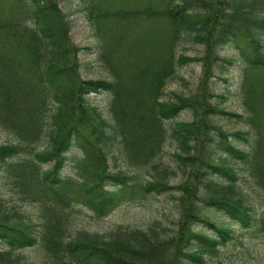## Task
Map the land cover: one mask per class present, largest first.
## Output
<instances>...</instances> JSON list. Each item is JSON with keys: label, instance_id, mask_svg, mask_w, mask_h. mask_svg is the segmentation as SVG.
Listing matches in <instances>:
<instances>
[{"label": "trees", "instance_id": "16d2710c", "mask_svg": "<svg viewBox=\"0 0 264 264\" xmlns=\"http://www.w3.org/2000/svg\"><path fill=\"white\" fill-rule=\"evenodd\" d=\"M98 14L100 60L113 80L82 78L78 55L83 49L72 40L60 0L0 2V125L19 138L16 144L0 146V170L18 156L21 142H39L47 129L50 148L35 157L50 167L38 172L35 162L27 161L21 169L24 182L36 190L41 201L49 191L64 202L57 188L65 187L72 190L73 200L104 217L116 208L125 191L172 193L181 220L177 233L164 241L140 233L143 238L137 243L122 239L107 242L82 233L65 242L59 236L58 211L49 210L51 217L42 239L51 237V247L75 264H205V255L219 253L234 232L202 215L201 205L214 208L243 229L256 228L264 235V216L258 218L245 200L235 198L239 177L228 163L253 162L251 174L264 189V0H168L163 10L151 6L128 11L105 9ZM161 19L164 25L152 34L151 48L138 42L122 48L135 32L136 23L156 26L153 23ZM181 33L205 45L203 58L181 55L174 60ZM224 48L234 49L245 66L243 88L253 101L251 123L262 129L252 155L229 140L249 142V132L229 134L213 121L215 116L243 117L210 102V78L215 68L225 73L227 66L235 65L219 55ZM177 60L181 66L203 63L200 93L190 98L173 94V100L164 101ZM104 93L111 96L109 118L87 99ZM188 110L195 113V120L177 121ZM169 122L172 125L167 127ZM168 135L182 151L175 154L176 159L189 169L188 178L179 186L170 187L163 180L139 185L134 176L111 171L108 156L115 145L130 166L144 169L161 158ZM73 149L83 154L84 179L70 186L62 171ZM217 153L228 159L219 160ZM204 229L209 234L202 232ZM39 241L32 226L12 224L0 214V246L8 250L0 249V264H15L13 252L33 248Z\"/></svg>", "mask_w": 264, "mask_h": 264}, {"label": "rangeland", "instance_id": "374dc122", "mask_svg": "<svg viewBox=\"0 0 264 264\" xmlns=\"http://www.w3.org/2000/svg\"><path fill=\"white\" fill-rule=\"evenodd\" d=\"M2 1L8 0H0V2ZM167 5L168 0H60V7L71 25L72 40L75 45L83 49L78 55L82 78L113 80L109 70L100 60L101 38L97 32L98 11L105 9L113 11L142 10L151 6L157 10H163ZM163 21V19L156 20L157 23H153L156 26L151 24L148 26V22L145 21L136 23L133 28L135 32L125 39L122 48L137 42L140 46L151 48L150 42L153 35L157 34L156 30H159L157 27L164 25ZM101 24L105 27L103 21ZM111 34L113 32L109 33L108 36L110 37ZM178 39L173 52L174 60L179 59L181 55L189 59L204 57V44L194 42L185 33L179 34ZM113 51L116 52L115 49ZM218 53L221 57L234 61L235 65L227 66L225 73H222L218 67L215 68L213 77L210 78V93L213 95L210 102L225 112L243 117L234 119L215 116L213 121L218 128L229 134L249 132V142L234 138L229 140L238 149L252 155L257 149V142L260 140L259 135L262 129L251 123L250 109L253 106V101L247 98L243 88L245 66H243L238 53L232 48L220 49ZM203 76L202 62H188L181 66L177 60L175 76L167 84L162 99L164 101L173 100V94L185 98L198 96ZM87 99L93 106H97L101 110L105 118H109L111 101L109 94L92 95ZM262 109L264 110V107ZM194 120L195 113L188 110L181 113L177 121L193 122ZM171 125L172 123L169 122L167 127ZM47 132L46 129V133L39 142L33 144H29L25 140L21 142L18 156L10 159L8 166L0 170L1 216L10 219L12 224L32 226L40 240L38 245L33 248L13 252L11 260L15 264H75L62 251L51 247V237L42 239L47 226L46 222L51 217L49 210L58 211L60 218L56 222L61 225L59 236L65 242L75 239L82 233L99 236L107 242L122 239L133 243H137V240L143 238L140 233L148 235L155 241L168 240L177 233L181 212L179 203L175 200L176 195L172 193L156 195L152 192L143 195L139 189L125 191L116 208L104 217H98L89 207L73 200L72 190L65 187L57 188L59 197L65 200L64 202H60L59 198H56L49 191L41 201L36 190H32L31 186L24 182L25 173H21V169L27 161L35 162L38 166L36 167L38 172L40 171L39 168L50 167V165L40 164L35 157V153L50 148ZM18 142L17 134L0 125V146ZM112 150L113 152L108 156L111 171L128 173L135 177V183L139 185L163 180L170 187H177L188 178L189 169L182 167L180 161L175 157V154H180L182 151L177 141L170 135H168L161 158L154 166L150 165L144 169L130 166L117 145ZM68 157L69 160L62 171V178L70 186H75L84 179L82 174L83 154L79 150L73 149ZM216 158L221 160L227 157L217 153ZM228 163L235 167L239 177L237 187L234 190L235 198L245 200L255 210L258 218L263 217L264 189L257 185L256 179L251 174L253 162L244 164L240 161L228 160ZM178 196L180 195L177 194ZM49 201L51 205L48 203ZM201 206L203 208L202 215L234 232L233 239L226 246L221 247L219 253L205 255V264H264L263 234L259 233L256 228L243 229L215 211L214 208ZM155 232L158 233V236ZM202 232L209 234L206 229ZM0 249L3 252L8 251L4 246H0Z\"/></svg>", "mask_w": 264, "mask_h": 264}]
</instances>
